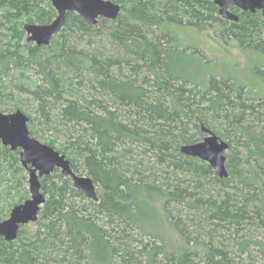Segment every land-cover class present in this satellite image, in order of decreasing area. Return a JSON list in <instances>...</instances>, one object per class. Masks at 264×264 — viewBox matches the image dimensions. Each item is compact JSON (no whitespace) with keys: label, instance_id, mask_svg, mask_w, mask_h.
<instances>
[{"label":"trees","instance_id":"16d2710c","mask_svg":"<svg viewBox=\"0 0 264 264\" xmlns=\"http://www.w3.org/2000/svg\"><path fill=\"white\" fill-rule=\"evenodd\" d=\"M108 1L120 6L114 21L67 13L36 47L23 27L49 24V1L0 0V111L22 112L30 137L97 196L58 170L40 179L37 221L0 237V264H264V18L223 19L214 0ZM188 28L255 59L256 81L209 74L205 55L180 45L177 29ZM204 130L228 146L226 178L180 153ZM28 198L19 151L1 148L0 221ZM164 224L182 253L157 233Z\"/></svg>","mask_w":264,"mask_h":264},{"label":"water","instance_id":"95a60500","mask_svg":"<svg viewBox=\"0 0 264 264\" xmlns=\"http://www.w3.org/2000/svg\"><path fill=\"white\" fill-rule=\"evenodd\" d=\"M55 12V18L47 25L25 24L27 41L36 47H46L50 40L58 35L64 25L67 13L79 16L87 25L95 26L98 19L114 21L120 12V6L108 0H48ZM218 15L230 21L238 18L229 12L236 8L242 12L260 11L264 18V0H214ZM27 117L20 111L4 114L0 111V149L19 151V162L27 174L29 198L13 207L8 217L0 221V237L6 242L16 239L21 226L35 223L45 198L40 192V179L58 170L61 175L71 179L73 187L86 199L96 201V188L92 180L79 176L71 170L64 156L51 147L30 137L27 129ZM206 136L196 144L183 145L180 153L184 156L207 163L218 178H226L224 152L227 144L204 130Z\"/></svg>","mask_w":264,"mask_h":264},{"label":"rangeland","instance_id":"374dc122","mask_svg":"<svg viewBox=\"0 0 264 264\" xmlns=\"http://www.w3.org/2000/svg\"><path fill=\"white\" fill-rule=\"evenodd\" d=\"M206 28L210 29L208 25ZM177 33L182 47H195L205 55L209 62V74L212 76L227 77L246 86H248L251 81L253 82V79L256 81L255 74L253 73L255 71H252L251 66L253 62L257 63V61L250 57L246 58L245 54L237 46L233 44H218L214 33L211 31L198 32L188 28L177 29ZM25 36L27 37L26 34ZM27 76L33 79L32 72L27 73L25 77ZM28 99L27 96L20 98L23 104H28ZM225 155L230 156L229 153ZM157 233L162 235L164 242L170 250L175 253H182L184 251V242L177 232L167 226V224L158 228Z\"/></svg>","mask_w":264,"mask_h":264},{"label":"flooded vegetation","instance_id":"af4514ba","mask_svg":"<svg viewBox=\"0 0 264 264\" xmlns=\"http://www.w3.org/2000/svg\"><path fill=\"white\" fill-rule=\"evenodd\" d=\"M234 10H237V11H239V12H242V11H240V10H238V9H236V8H230V9H229V12H230L231 14L235 15V16L238 18V16L236 15V13L233 12ZM217 11H218V9H217ZM255 13H259L260 16L263 17L260 11H256ZM255 13H251V14H255Z\"/></svg>","mask_w":264,"mask_h":264}]
</instances>
